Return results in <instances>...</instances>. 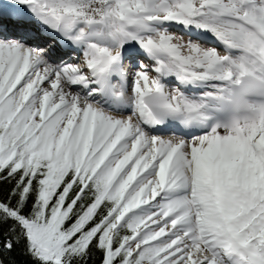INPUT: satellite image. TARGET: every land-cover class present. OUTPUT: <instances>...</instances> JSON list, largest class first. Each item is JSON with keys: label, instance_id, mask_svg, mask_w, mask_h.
<instances>
[{"label": "snow or ice", "instance_id": "snow-or-ice-1", "mask_svg": "<svg viewBox=\"0 0 264 264\" xmlns=\"http://www.w3.org/2000/svg\"><path fill=\"white\" fill-rule=\"evenodd\" d=\"M0 264H264V0H0Z\"/></svg>", "mask_w": 264, "mask_h": 264}]
</instances>
